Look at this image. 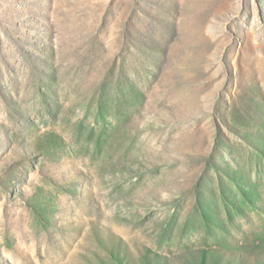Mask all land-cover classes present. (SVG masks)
<instances>
[{"label":"rangeland","instance_id":"1","mask_svg":"<svg viewBox=\"0 0 264 264\" xmlns=\"http://www.w3.org/2000/svg\"><path fill=\"white\" fill-rule=\"evenodd\" d=\"M0 264H264V0H0Z\"/></svg>","mask_w":264,"mask_h":264}]
</instances>
